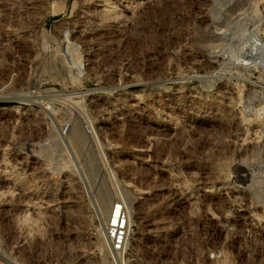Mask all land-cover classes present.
Segmentation results:
<instances>
[{
	"label": "rangeland",
	"instance_id": "rangeland-1",
	"mask_svg": "<svg viewBox=\"0 0 264 264\" xmlns=\"http://www.w3.org/2000/svg\"><path fill=\"white\" fill-rule=\"evenodd\" d=\"M261 43L264 0H0V264H264Z\"/></svg>",
	"mask_w": 264,
	"mask_h": 264
},
{
	"label": "bare ground",
	"instance_id": "bare-ground-1",
	"mask_svg": "<svg viewBox=\"0 0 264 264\" xmlns=\"http://www.w3.org/2000/svg\"><path fill=\"white\" fill-rule=\"evenodd\" d=\"M216 6V5H215ZM214 6V8H215ZM214 13V12H213ZM216 13V12H215ZM257 45V44H256ZM254 46V45H253ZM206 47V46H205ZM256 55L259 57V59L261 60V63L264 64V43L262 44H258L257 48H256ZM212 52V51H211ZM249 52V51H248ZM61 56H58L57 55V59H62L60 58ZM55 58V57H54ZM258 59V60H259ZM43 61V60H42ZM71 134H72V137H73V141L75 142V144H77V146H82L83 144V141L81 139V136L76 132V130L73 128L72 131H71ZM55 146L58 148V141L56 140L55 142ZM73 143V142H72ZM74 144V143H73ZM119 190L121 191V196H118L122 202H123V205H122V208H123V211L125 212V223H124V226H125V229H126V238H125V243H126V239H127V235H128V231H129V226H130V219H129V211H130V207L132 206V202H133V196L131 195V193L125 188V186L123 184H121L119 186ZM204 191V190H203ZM100 193H102V195H99L100 198H102L101 200H103L104 202V209L103 210H100V214L98 215V221L100 223H102L103 221L104 222V229H105V226H109V222L111 220V212H112V204L113 202H111V198H107V194H106V197H105V194H103V190L100 191ZM99 193V194H100ZM103 196L105 198H103ZM113 201V200H112ZM102 202V201H101ZM100 202V203H101ZM100 207V206H99ZM126 207V208H125ZM127 209V210H126ZM127 211V212H126ZM115 219V218H113ZM102 225V224H101ZM104 229H103V232H104ZM96 234H95V238H96V243L99 247L100 250H102L104 252L105 255L109 254L110 253H114L116 254V252L114 250H111L109 247H108V244H107V239H106V235H105V232H104V235H103V232L101 230V228L98 226V228H96ZM95 243V244H96ZM127 244V243H126ZM125 244V245H126ZM119 253V252H118ZM102 254V253H101ZM103 259H102V264H111L114 262V260L112 259V261L109 263L106 259V257H104V255H102ZM109 257V256H108ZM11 263V262H10ZM16 264V263H15ZM141 264H144V263H141ZM224 264H227V263H224Z\"/></svg>",
	"mask_w": 264,
	"mask_h": 264
},
{
	"label": "built area",
	"instance_id": "built-area-1",
	"mask_svg": "<svg viewBox=\"0 0 264 264\" xmlns=\"http://www.w3.org/2000/svg\"><path fill=\"white\" fill-rule=\"evenodd\" d=\"M122 205L123 202L120 198H116L113 201L111 220L109 226H105L104 229L108 247L116 253L123 249L126 238V229L124 226L125 212L123 211Z\"/></svg>",
	"mask_w": 264,
	"mask_h": 264
}]
</instances>
